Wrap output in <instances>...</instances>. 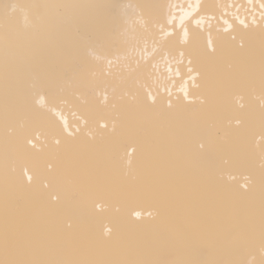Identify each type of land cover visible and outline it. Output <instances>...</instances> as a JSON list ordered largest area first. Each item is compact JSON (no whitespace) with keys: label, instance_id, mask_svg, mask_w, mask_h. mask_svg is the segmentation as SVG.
<instances>
[{"label":"bare ground","instance_id":"obj_1","mask_svg":"<svg viewBox=\"0 0 264 264\" xmlns=\"http://www.w3.org/2000/svg\"><path fill=\"white\" fill-rule=\"evenodd\" d=\"M262 2L0 0V260H151L161 264L255 261L261 264L264 238L260 226V175L264 172V152L259 121L255 134L242 138V151L226 155L227 164L219 161L208 167L198 156L195 135H189L174 148L152 127H130L124 113L131 105L142 103L149 92L156 97L154 107L161 109L171 93L176 103L174 111L190 129L205 120L214 128L227 127L229 121L234 123L239 115L236 97L225 96L223 107L218 109L212 77L216 72L228 70L232 52L240 41L242 32L236 27L235 18L238 16L249 24L255 19L257 25L261 24ZM197 3L203 6L199 15L192 7ZM225 20L236 31L230 30L225 35L224 29L228 27ZM185 30L189 33L186 45L181 43ZM209 34L217 40L225 62L210 65L207 83L197 80L199 86H193L187 74V52L195 58ZM232 36L236 37L235 41ZM245 44L255 51L257 79L254 87L242 93V102L249 111L258 114L264 100L258 76L259 28L247 34ZM181 52L186 55L181 57ZM81 63L87 67L88 80L110 85L107 106L103 105V83L93 94L84 88H72L64 80L65 72ZM138 63L146 70L129 77ZM40 82L50 83L52 93L61 101L56 119L62 116L72 127L81 126L87 114L89 129H95L97 121H107L111 128L113 105L121 112L118 135L123 143L109 147L107 136L97 137L95 144L102 146L103 151L92 163L99 187L134 186L135 192L123 200L102 197L103 211L93 213L87 222L71 214L70 203L65 205L64 215L49 220L45 204L33 192L16 184L19 172V156L14 151L16 138L28 130L43 133L47 127L44 118L47 109L32 107L31 90ZM111 87L116 88L114 96ZM184 89L190 93L188 100L184 99ZM64 100L67 102L63 103ZM5 139L9 154L6 207ZM43 140L41 135L40 141ZM154 140L160 144V154L152 166ZM228 142H232L231 138ZM133 148L135 154L129 166L124 153ZM34 164L43 167L40 160ZM250 177H255V186L245 192L242 186L249 183ZM134 212H139L140 217L136 218ZM6 220L14 239L47 229L69 235L71 240L27 251L10 247L6 252L2 243ZM69 223L71 229L67 228ZM108 227L113 228L111 238L105 236Z\"/></svg>","mask_w":264,"mask_h":264},{"label":"snow or ice","instance_id":"obj_2","mask_svg":"<svg viewBox=\"0 0 264 264\" xmlns=\"http://www.w3.org/2000/svg\"><path fill=\"white\" fill-rule=\"evenodd\" d=\"M192 7L193 11L199 15V10L203 6L197 3ZM259 7L261 9V24L259 25H257L255 19L249 24L238 16L235 18L238 21L236 27L240 28L242 32L240 41L232 52V61L228 64V70L216 72L212 77L218 109L223 107L225 96L232 95L236 97L239 115L235 117L234 123L229 121L227 127L214 128L205 120L195 126L194 129H190L174 111L176 103L171 98V93H169L166 106L156 109L154 107L156 97L149 92L146 93L142 103L133 104L126 110L124 118L127 124L133 128L152 127L158 134H162L174 148H178L189 135H195L198 137V156L206 166L211 167L219 161L227 164L229 161L224 158L226 155H233L242 151V138L255 134V125L258 120L261 150L264 152V100H262L258 114L249 111L242 102L244 100L242 93L246 88L254 87L257 79L255 51L251 47L246 48L245 44L247 34L254 32L256 28H259L260 31L259 86L262 93H264V2ZM114 11H117V9L114 8ZM117 14L119 15L118 12ZM4 20L7 23V16ZM224 23L228 25L224 29L225 35H228L230 30L236 31L233 24H230L227 20ZM231 39L235 41L236 37L232 36ZM188 40L189 33L185 30L181 37V43L186 45ZM185 55V52L180 53L181 57ZM187 55L189 57L187 74L193 86L197 87L199 86L196 84L197 80L205 83L209 80L208 68L210 65L215 66L225 62V56L222 51L218 50L217 40L211 34H209L206 43L195 58H193L191 52H187ZM109 64H111V61H109ZM145 70L138 63L137 68L129 73V77ZM86 72V65L81 63L66 71L64 80L72 88H84L93 94L103 83V105L107 106L110 102V85L107 82L88 80ZM121 83L123 84L124 81H121ZM183 91L184 99L188 100L190 93L187 89ZM111 92L114 96L116 88L111 87ZM96 99L99 101L100 97L97 96ZM31 100L33 101V108L47 109L44 114L47 127L43 133L28 130L16 138L14 151L19 156V172L16 176V184L18 187L33 192L45 204L49 220H55L58 216L64 215L67 211L65 205L70 203L71 214L81 221L87 222L93 213L103 211L102 197L123 200L133 195L135 192L134 186L107 185L103 188L99 187L100 181L93 168L94 158L99 152L103 151L102 146L95 144L97 137L104 138L107 136L109 147H119L123 143V138L118 135L122 115L119 110H115V105H113L114 114L111 119V128H109L107 121L103 123L97 121L96 128L89 129L87 114L82 118V125L77 127L70 126L62 116L59 120L56 119L60 115L56 109L60 106L61 101L52 93L50 83L40 82L35 84L31 90ZM62 102L66 103L67 101ZM4 119L7 125V107L5 108ZM41 135L44 136L43 142L40 141ZM49 136L51 137L50 140ZM229 138H231V143L228 142ZM4 145L3 180L6 207L9 160L7 139H5ZM151 151L153 153L152 166H154L160 154V144L157 140L152 142ZM124 154L128 156L127 163L131 166L133 162L131 157L135 154V148ZM35 160L42 161L43 167L36 166L34 164ZM13 170L15 171V168ZM254 186L255 177H250L249 183L242 187L245 192H249L254 189ZM134 215L136 218L140 217L139 212H134ZM260 226L261 235L264 238V172L260 175ZM67 228H72L71 223L67 225ZM112 232L113 228L108 227L105 236L111 238ZM70 240L69 235L47 229L14 239L10 236L7 220L5 221L2 237L6 252L10 247L27 251L65 244ZM0 264H161V262L151 260H42L19 258L3 259L0 260ZM173 264H195V262L177 261ZM210 264H233V262H210ZM237 264H255V261L237 262ZM261 264H264V260L261 261Z\"/></svg>","mask_w":264,"mask_h":264}]
</instances>
